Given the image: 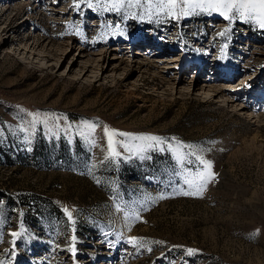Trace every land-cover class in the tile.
<instances>
[{
	"label": "rangeland",
	"instance_id": "rangeland-1",
	"mask_svg": "<svg viewBox=\"0 0 264 264\" xmlns=\"http://www.w3.org/2000/svg\"><path fill=\"white\" fill-rule=\"evenodd\" d=\"M181 7L0 0V264H264V28Z\"/></svg>",
	"mask_w": 264,
	"mask_h": 264
},
{
	"label": "snow or ice",
	"instance_id": "snow-or-ice-1",
	"mask_svg": "<svg viewBox=\"0 0 264 264\" xmlns=\"http://www.w3.org/2000/svg\"><path fill=\"white\" fill-rule=\"evenodd\" d=\"M156 3L161 11L167 10L169 14L173 15L176 13L178 7L181 15H187L188 11L185 10V7H181V5H185L193 12L197 10L204 12H221L229 20L237 18L245 21H257L259 22V26L264 28V0H156ZM229 13H232V15L229 16ZM119 135L128 134L119 133ZM109 138L111 145V134ZM145 139L157 141L159 138L149 136L145 137ZM111 154L113 156L118 155L114 149ZM201 163L204 162L201 161ZM208 167L210 168V164ZM205 179L204 176H201V180ZM65 211L68 212L67 209H65ZM68 216L71 218V212H68ZM13 235H15V233Z\"/></svg>",
	"mask_w": 264,
	"mask_h": 264
},
{
	"label": "bare ground",
	"instance_id": "bare-ground-1",
	"mask_svg": "<svg viewBox=\"0 0 264 264\" xmlns=\"http://www.w3.org/2000/svg\"><path fill=\"white\" fill-rule=\"evenodd\" d=\"M145 42V41H144ZM159 62H156L158 65L159 64H162L160 61H162V60H158ZM174 61H178V58H175V60ZM195 63L197 64V63H199V65H202V60H201V58H199V61H195ZM157 66V65H156ZM163 67H165V68H167V72H169V73H171V72H173L174 70H175V66H173V65H171V66H166V65H162ZM185 69V68H184ZM203 68H201L200 69V71L202 70ZM166 71V70H165ZM200 73V72H199ZM212 73V72H211ZM214 74V73H213ZM181 81V80H180ZM195 85H198V84H196V82H195ZM229 88V87H228ZM227 90V88H225V87H221V88H219V89H216V93L214 94V95H218V94H220V93H222V92H225ZM259 101H261V100H259Z\"/></svg>",
	"mask_w": 264,
	"mask_h": 264
}]
</instances>
